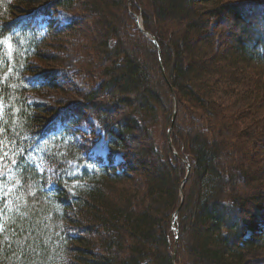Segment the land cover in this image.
Returning <instances> with one entry per match:
<instances>
[{"label": "trees", "instance_id": "16d2710c", "mask_svg": "<svg viewBox=\"0 0 264 264\" xmlns=\"http://www.w3.org/2000/svg\"><path fill=\"white\" fill-rule=\"evenodd\" d=\"M224 2L0 0V264H264L249 261L264 256V167L253 164L264 151L247 137L264 130V0ZM59 12L79 18L62 24ZM86 14L94 36L79 27ZM223 16L235 27L220 52L207 33ZM72 37L82 102L34 101L45 88L72 93L47 53ZM91 118L106 157L87 156Z\"/></svg>", "mask_w": 264, "mask_h": 264}, {"label": "rangeland", "instance_id": "374dc122", "mask_svg": "<svg viewBox=\"0 0 264 264\" xmlns=\"http://www.w3.org/2000/svg\"><path fill=\"white\" fill-rule=\"evenodd\" d=\"M223 1H225L224 3H227V4L235 2V0H223ZM136 6L140 7L138 3H137ZM78 12H79V10H78ZM116 13H117V15H119L121 12H119L117 10ZM138 13H136V14L134 13L132 15V17L135 19V22L137 23V25H139L138 21L142 20L140 9H139ZM75 15L79 18V16L77 14H75ZM77 17H75L72 14H69L67 12H59L58 15L56 16V19L62 24H67L72 19H76ZM86 18H88V19H86L84 22L79 24V27L80 28L82 27V29H83V31H81V32H82V34H83V32H85L86 33L85 36H87V37L94 36L93 35L94 34L93 31L95 30V26H97V24H96L97 16L96 15L95 16L94 15L91 16L89 14H86ZM124 18H127V17L125 16ZM218 18L214 19L213 24L211 26V30H208L207 34L210 33L213 37L216 36V41L218 40V42H220L219 50H220V52H223L225 50V48H227L226 46L228 45V43L231 42V37H230L229 34L231 33V31L234 29L235 26H234L232 17L229 18V17L223 16V17H218ZM129 27H130V25H129ZM129 30H130L129 33L131 34L132 28L130 27ZM148 37L153 41L154 37L152 35L149 34ZM69 40L72 43H70V41H66V43L64 41L55 42L53 45H51V46H54L55 48L47 50V53L51 57L57 58V59H59L61 61L58 65H55V67L54 66H48V67L57 69L58 72L56 73V76L58 77V80H61V79L64 80L63 78H66V80L72 81L71 85H67L66 86V88H70L71 89L72 93L67 94V93H64V92H66V90L45 88L43 90H38V91H36L34 93V95L32 97V99L34 101L39 102L41 104H46L48 106H56V107H58L59 105H63V107H64V105L66 103H74V102H77V101L78 102H82V97L77 96L78 94L74 95V91L75 90H73V89H76L75 87H77L78 90H81V91H83V93H86L85 91H87L89 89V86H88L89 80L85 79V83H84V87L86 88L85 90H84V87H81L82 86L80 84L81 82H79L77 80L75 82H73L75 80L74 79L75 78L74 74L76 73L78 65L76 64V58H75L76 52L72 48L77 47L78 46V42H77V39L74 38V37L69 38ZM80 42H82V44L85 45V41L83 40V38H82V40H80ZM62 46H66V48L63 50ZM160 53H161V51H160ZM242 72H243V76H244V72L245 71H242ZM165 73H166L165 69L163 68V76L164 77L166 76ZM248 73H251V72H246L245 73V78L248 77V75H247ZM71 74L73 75V77L71 76ZM166 80L168 81V79H166ZM170 105L173 108V112H172V115H171V117H172L171 123L172 124H171V126L169 128L170 131L168 132V138H169V141H170L171 145L173 146L174 153L177 156H179L178 152L181 149L177 145H176L177 146L176 147L173 144L172 131L173 130L174 131L177 130V126H178L179 123H182L181 120L184 119V117H185L184 115L185 114H184V110L179 106L175 96L173 97L172 103ZM166 121L167 120H166L165 114H163V119H160V123H159L160 132H161L162 135L164 133V124H165ZM186 124H188V122H186ZM97 126L98 125H97L96 121L93 118H91L88 121L82 123V125H81V129H82V132H83L84 139L87 140L86 146H87L88 149H87L86 153H87L88 157L91 156V153L93 155L101 156V157H106V155L108 154V148L106 146L105 139H104V137L102 135H100L99 128ZM259 126L260 127L259 128L256 127V129H251L250 128L249 129V135L247 137H249L248 141L251 140L253 143L257 144V147L260 150L263 149L262 151H264V148H263L264 147L263 123L260 122ZM155 135H156V133L153 131V137H155ZM232 139H233V137H232ZM143 140L144 139H141V141H143ZM175 141H176V138H175ZM138 144H132L133 147H132V149L130 151V153L132 155H134L135 160L137 158L136 153L139 154V148L140 147L138 146ZM144 144H145V146L147 145V147H148V143L147 142L141 143L140 146L142 147V146H144ZM88 151H90L91 153H89ZM116 160H117V162H120V161L122 162L121 155H118L116 157ZM136 164H137V162H136ZM253 164H254V166H255L254 168L256 170L263 169V167H264V165H263L264 161L263 162L262 161L253 162ZM133 165H135V164H133ZM3 166L4 165L2 164V162H0V186L7 182V181L4 180V177L2 176V173L3 172L9 173V170H10L9 167L6 168L5 166L4 167ZM135 185H138L139 188L143 189V183H142L141 180L136 181V183L133 185L132 189H135ZM189 186H190V182H189ZM251 189H252V187H251ZM251 189H249V190H251ZM0 190H1V188H0ZM250 200L252 202H255L252 199H250ZM253 205H256V204H249V208H253ZM261 206H263V204ZM182 207H183V204L179 208L182 210ZM179 208H178V211L175 212L176 215H177V218L179 216V211H180ZM173 222H174V225L177 226L175 221L172 218V225H173ZM255 225H257L256 222H255ZM249 261H252V262L264 261V256L263 255L261 257L251 256L249 258Z\"/></svg>", "mask_w": 264, "mask_h": 264}, {"label": "water", "instance_id": "95a60500", "mask_svg": "<svg viewBox=\"0 0 264 264\" xmlns=\"http://www.w3.org/2000/svg\"><path fill=\"white\" fill-rule=\"evenodd\" d=\"M140 19V18H139ZM138 24H139V26L141 27V29H142V31L148 36L149 35V33L148 32H146L144 29H143V24H142V20H139L138 21ZM153 42L155 43V45L158 47V50H159V53H160V46H159V43H158V41L154 38L153 39ZM161 54V53H160ZM170 131V130H169ZM190 165H188V167H187V176H188V174L190 173ZM187 178V177H186ZM186 180V179H185ZM184 180V181H185ZM181 193H182V203H181V205L183 204V190H181ZM180 205V206H181ZM180 209V208H179ZM178 211V210H177ZM177 218V215H176V213H174L173 214V220L175 221V219ZM172 227H173V229H174V231H175V233H176V244H177V242H178V239H179V236H178V229H177V227L174 225V222H173V225H172ZM175 259H176V252L174 253V261H175Z\"/></svg>", "mask_w": 264, "mask_h": 264}, {"label": "bare ground", "instance_id": "6f19581e", "mask_svg": "<svg viewBox=\"0 0 264 264\" xmlns=\"http://www.w3.org/2000/svg\"><path fill=\"white\" fill-rule=\"evenodd\" d=\"M177 110V109H176ZM176 244V243H175Z\"/></svg>", "mask_w": 264, "mask_h": 264}]
</instances>
